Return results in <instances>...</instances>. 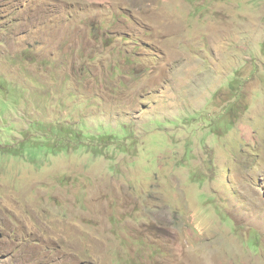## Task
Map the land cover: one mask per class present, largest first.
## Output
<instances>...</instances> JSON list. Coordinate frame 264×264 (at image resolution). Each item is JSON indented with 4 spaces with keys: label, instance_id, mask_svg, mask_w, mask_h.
<instances>
[{
    "label": "rangeland",
    "instance_id": "1",
    "mask_svg": "<svg viewBox=\"0 0 264 264\" xmlns=\"http://www.w3.org/2000/svg\"><path fill=\"white\" fill-rule=\"evenodd\" d=\"M32 122L77 130L0 148V264H264V0H0V138Z\"/></svg>",
    "mask_w": 264,
    "mask_h": 264
},
{
    "label": "trees",
    "instance_id": "2",
    "mask_svg": "<svg viewBox=\"0 0 264 264\" xmlns=\"http://www.w3.org/2000/svg\"><path fill=\"white\" fill-rule=\"evenodd\" d=\"M84 70L89 71V67H83ZM234 82H238L240 84V87L242 86L241 79L237 76L231 84ZM230 84V85H231ZM231 92L235 96V100H240L242 98V93L238 92L237 89L230 87ZM10 98H14L11 96ZM15 98H18L16 96ZM237 103V102H236ZM240 103V102H239ZM240 104H236L235 102L232 104V107H230V111L235 112V108H237ZM1 107L4 111H7L9 109V101L4 100L1 103ZM234 126L233 123L230 124L229 128L232 129ZM7 131L10 132L12 131V128L6 127ZM77 129H74L71 126H68L64 130L58 131L57 129H50V130H45V125L38 123V122H32L26 131V133H23L24 137L28 136L29 134L32 136L33 133L37 132H44V136L42 137H33L34 140H27L24 139L22 142H16L13 144L12 142L9 141H4L3 139L0 138V148L1 152L6 155V156H13V157H25L27 158L26 160L30 162L31 164H34L36 166H39L40 160L42 158H47L51 156V154H45L48 152L49 147L51 144L57 143L60 140L66 138L64 142V146L68 145V133L76 131ZM51 141H53L51 143ZM56 141V142H55Z\"/></svg>",
    "mask_w": 264,
    "mask_h": 264
},
{
    "label": "water",
    "instance_id": "3",
    "mask_svg": "<svg viewBox=\"0 0 264 264\" xmlns=\"http://www.w3.org/2000/svg\"><path fill=\"white\" fill-rule=\"evenodd\" d=\"M3 235L0 233V240L2 239Z\"/></svg>",
    "mask_w": 264,
    "mask_h": 264
}]
</instances>
